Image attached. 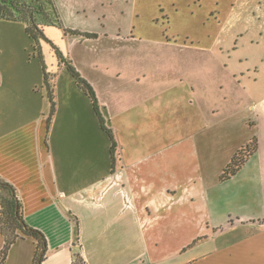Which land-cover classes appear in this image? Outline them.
I'll use <instances>...</instances> for the list:
<instances>
[{"label":"crops","instance_id":"obj_1","mask_svg":"<svg viewBox=\"0 0 264 264\" xmlns=\"http://www.w3.org/2000/svg\"><path fill=\"white\" fill-rule=\"evenodd\" d=\"M126 8L129 36L95 40L123 58L76 55L91 40L79 36L65 35L72 41L61 47L96 93L116 144L113 169L90 100L50 51L47 127L34 43L22 23L0 20V179L45 237L40 264H72L76 254L84 264H264V0H128ZM51 29L63 32L44 34ZM151 42L169 56L158 50L149 63L142 50ZM105 64L121 72H102ZM252 137L257 151L220 182ZM35 247L16 240L4 264H33Z\"/></svg>","mask_w":264,"mask_h":264},{"label":"trees","instance_id":"obj_2","mask_svg":"<svg viewBox=\"0 0 264 264\" xmlns=\"http://www.w3.org/2000/svg\"><path fill=\"white\" fill-rule=\"evenodd\" d=\"M54 2L55 0H0V20L22 23L24 25L26 35L34 43V51L42 65L44 74L43 83L47 91L48 101L50 103L47 127H49L55 113V102L53 91L48 84L47 75L45 73L46 68L42 58V42L50 43L44 36V27H56L61 29L65 34H69L71 36H79L86 39L97 38V35L93 33H80L76 30L64 29L61 26ZM52 48L59 64L68 71L74 79L76 86L90 100L101 130L104 131L110 139V153L113 169L116 157V144L114 142L113 133L111 129L107 127L102 116L98 98L93 87L81 76L71 60L63 56L59 50L54 48V46ZM257 148V138L252 137L247 144L233 154L229 163L224 167L219 177V181L225 182L238 173L248 158L257 151ZM0 233L4 239V245L0 251V264H4L11 245L14 244L16 240L25 237L32 238L36 243L33 264H40L43 261L46 253L45 237L39 230L26 224L22 215V206L17 199L15 189L2 179H0ZM72 264H84V262L80 255L76 254L74 255Z\"/></svg>","mask_w":264,"mask_h":264},{"label":"rangeland","instance_id":"obj_3","mask_svg":"<svg viewBox=\"0 0 264 264\" xmlns=\"http://www.w3.org/2000/svg\"><path fill=\"white\" fill-rule=\"evenodd\" d=\"M127 2L128 0H55V7L61 22V26L64 29L76 30L80 33L91 32V34L93 33L97 35V38L91 39L90 41H85L83 44L76 46V55H78L79 52L80 55L82 50H88L84 51L86 56L107 57L111 58V60L126 56L125 51L123 50L120 52L117 51L115 53H108L109 44L106 43V40L103 39L104 42L102 44L100 41L95 40L98 39V35L100 33L102 35L112 33V35H119L121 38H126L129 36V32H131V17L127 13ZM144 18L145 17H143V19ZM50 31L51 37L48 35V33L47 35L44 34L45 38L54 46V48L59 50L60 53L66 57V53L63 50H65L67 46L70 47L72 38L69 39L67 37V40H65L64 36H70L69 34L56 31L55 29H51ZM82 39L83 38H80L78 41H81ZM146 41L150 42L148 39ZM50 43H46L48 48H45L46 55L42 54V58L43 56L46 58L49 51L51 52L52 56L56 58L55 52L52 48L53 46ZM42 44L45 43L43 42ZM158 50L163 52L161 55L167 57L169 56V53H164L166 50L160 49V47H158V45L154 42L146 43V47H144L142 50V52H146L145 54L143 53V56H146L147 61L150 63L151 59L158 54ZM226 52H228V50H226ZM129 55L133 57V53H130ZM104 67L110 69L107 71L103 69L99 70L107 74H113L114 76L121 72L120 69L124 68L123 61L119 62L120 69L109 64H105ZM176 82L179 84V86L185 87V83L183 84L179 79ZM170 83L171 82L169 81L165 87H170ZM164 103L165 105L169 104L165 98ZM254 128L255 127H251V130ZM262 131L264 132V128ZM254 132H257L256 129H254ZM214 151L220 153V147L214 146ZM190 244H192V241H189L188 245Z\"/></svg>","mask_w":264,"mask_h":264}]
</instances>
